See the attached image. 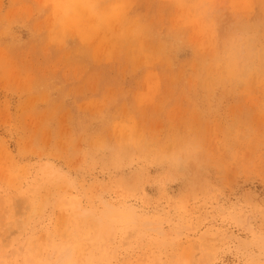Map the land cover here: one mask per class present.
<instances>
[{
	"label": "rangeland",
	"instance_id": "rangeland-1",
	"mask_svg": "<svg viewBox=\"0 0 264 264\" xmlns=\"http://www.w3.org/2000/svg\"><path fill=\"white\" fill-rule=\"evenodd\" d=\"M26 262L264 264V0H0V264Z\"/></svg>",
	"mask_w": 264,
	"mask_h": 264
},
{
	"label": "bare ground",
	"instance_id": "bare-ground-1",
	"mask_svg": "<svg viewBox=\"0 0 264 264\" xmlns=\"http://www.w3.org/2000/svg\"><path fill=\"white\" fill-rule=\"evenodd\" d=\"M69 206H71V205H69ZM69 206H68V207H69ZM68 210H69V209H68ZM68 210H67V211H68ZM64 211H66V210H64ZM15 246H16V245H15ZM18 249H19V248H18ZM20 249H22V247H20ZM28 250H29V248H28ZM12 251H13V250H12ZM20 251H21V250H20ZM21 252H22V251H21ZM55 252H56V251H55ZM55 252H54V254H56ZM13 253L15 254V250H14ZM19 253H20V252H19ZM14 254H13V255H14ZM54 254H53V255H48V256L46 255L45 257H43L44 261L47 262V263H48V261L50 262V260H54V261H55V259H53V258H54V257H53ZM11 255H12V254H11ZM11 255H10V256H11ZM17 255H18V253H17ZM19 255H20V254H19ZM18 257H19V256H18ZM40 257H41V256H40ZM27 259H28V258H27ZM28 260H29V259H28ZM29 261H30V260H29ZM63 261H64V258H60V259H57L56 262L60 263V262H63ZM73 261H74V260H73ZM31 262L33 263V261H31ZM56 262L53 263V264H57ZM77 262H78V261H77ZM28 263H29V262H28ZM28 263L26 262V264H28ZM34 264H35V263H34ZM49 264H51V263H49ZM72 264H73V263H72ZM74 264H75V263H74ZM76 264H78V263H76Z\"/></svg>",
	"mask_w": 264,
	"mask_h": 264
}]
</instances>
